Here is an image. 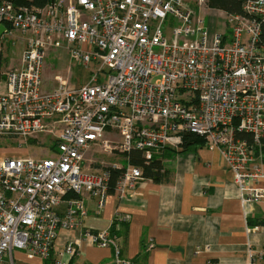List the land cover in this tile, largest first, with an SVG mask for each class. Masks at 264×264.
<instances>
[{
    "label": "built area",
    "instance_id": "2783aa9c",
    "mask_svg": "<svg viewBox=\"0 0 264 264\" xmlns=\"http://www.w3.org/2000/svg\"><path fill=\"white\" fill-rule=\"evenodd\" d=\"M206 5L55 0L30 8L0 0V53L13 30L27 42L0 93V142L17 139L27 146L39 134L57 138L51 156L0 159V264L16 250L52 258L53 264L78 254V241L68 242L57 257L53 251L59 230L77 229L87 215L85 196L95 197L100 211L109 196V167L84 169L94 145L126 157L124 165L110 166L123 170L115 187L121 199L144 179L127 153L153 158L182 149L185 135L196 134L224 155L244 205L264 201L263 163L253 149L264 139V0H246L242 14L225 13L229 32H211ZM60 47L87 69L89 79L45 90L48 52ZM62 203L66 211L60 214ZM83 237L113 247L116 264H131L108 230H87ZM251 256L252 264H264V249Z\"/></svg>",
    "mask_w": 264,
    "mask_h": 264
},
{
    "label": "crops",
    "instance_id": "0c3cea01",
    "mask_svg": "<svg viewBox=\"0 0 264 264\" xmlns=\"http://www.w3.org/2000/svg\"><path fill=\"white\" fill-rule=\"evenodd\" d=\"M16 42L26 47L21 33ZM156 157L165 171L161 181L144 177L124 199L109 192L102 211L95 197L85 196L87 215L77 229L59 230L53 255L78 241V254L66 256V264H116L113 247L83 237L87 230H108L120 242L121 258L131 264H252L251 252L264 249V201L243 204L220 150L196 142ZM56 208L60 214L66 211L63 203ZM6 262L47 261L16 250ZM259 262L264 263V256Z\"/></svg>",
    "mask_w": 264,
    "mask_h": 264
},
{
    "label": "rangeland",
    "instance_id": "374dc122",
    "mask_svg": "<svg viewBox=\"0 0 264 264\" xmlns=\"http://www.w3.org/2000/svg\"><path fill=\"white\" fill-rule=\"evenodd\" d=\"M203 11L206 13L207 22L211 30L229 32V24L224 21L226 14L219 10L211 9L207 7V5ZM12 33L13 34H11V36L2 44L4 77L0 82V93L5 92L6 90V73L14 67H19L20 57L25 48H22L16 42L17 35L20 32L13 30ZM48 53L43 74V89L50 90L61 84V82L80 86L88 81L89 75L87 69H83L79 64L73 62V59H71V56L65 47L51 49ZM56 140L57 138L53 134H39L37 138H31L27 146H20L17 139H4L0 142V159L17 156L28 157V155L41 159L43 157L51 156L57 149ZM152 157L156 158V156ZM85 159L84 169L87 172H100L101 169L110 167L114 163L120 165L126 163V157L123 154L118 152L110 154L105 150L102 144L94 145L89 149L85 155ZM3 264L8 263L6 262Z\"/></svg>",
    "mask_w": 264,
    "mask_h": 264
},
{
    "label": "trees",
    "instance_id": "16d2710c",
    "mask_svg": "<svg viewBox=\"0 0 264 264\" xmlns=\"http://www.w3.org/2000/svg\"><path fill=\"white\" fill-rule=\"evenodd\" d=\"M13 4L17 7H46V4L51 3V0H11ZM246 0H206L207 6L211 9H216L223 11L224 13L228 15H235L237 13H244V10L242 9L243 4ZM261 43H264V23H262L261 28ZM4 56L2 53H0V82L3 80L4 77ZM242 137L247 138L251 144H253L254 140H252V137L247 134H242ZM196 142H203L205 143V140L198 136L193 134H186L183 141V148H188L190 145L195 144ZM254 152L256 156L261 160L262 163H264V139L262 140L261 146L255 145L253 147ZM128 157V161L133 166H138L142 168L143 170V176L146 178H152L153 180L161 181V178L165 175V171L163 168L162 160L158 157L156 158H147L139 151H131L126 154ZM111 177H110V192H113L115 190V187L117 185V182L121 175L123 174V170L117 169V168H111ZM73 197H77L76 195H70ZM47 262L45 264H53L52 258L46 260Z\"/></svg>",
    "mask_w": 264,
    "mask_h": 264
},
{
    "label": "water",
    "instance_id": "95a60500",
    "mask_svg": "<svg viewBox=\"0 0 264 264\" xmlns=\"http://www.w3.org/2000/svg\"><path fill=\"white\" fill-rule=\"evenodd\" d=\"M55 0H51V3H54ZM5 32V26L4 25H0V36Z\"/></svg>",
    "mask_w": 264,
    "mask_h": 264
}]
</instances>
